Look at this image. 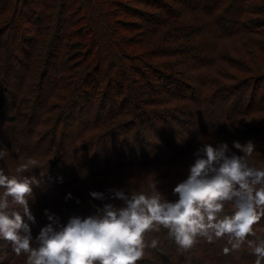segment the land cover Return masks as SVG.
Instances as JSON below:
<instances>
[{
	"label": "trees",
	"instance_id": "1",
	"mask_svg": "<svg viewBox=\"0 0 264 264\" xmlns=\"http://www.w3.org/2000/svg\"><path fill=\"white\" fill-rule=\"evenodd\" d=\"M221 137L251 140V163L264 168V0H0V167L18 175L39 162L19 174L41 181L29 200L34 237L45 210L61 225L97 215L79 196L117 183L151 194L155 180L175 200L193 154ZM254 231L264 240V217ZM153 238L138 264H255L246 244L225 256L226 240L185 252L164 230ZM5 250L0 264H25Z\"/></svg>",
	"mask_w": 264,
	"mask_h": 264
},
{
	"label": "clouds",
	"instance_id": "2",
	"mask_svg": "<svg viewBox=\"0 0 264 264\" xmlns=\"http://www.w3.org/2000/svg\"><path fill=\"white\" fill-rule=\"evenodd\" d=\"M232 148L226 142L202 143L193 154L187 178L172 190L175 200L162 197L155 180L151 194L116 188L92 191L89 195L95 200L122 203L104 202L97 215L72 217L66 225L45 210L49 223L35 237L36 218L29 200L41 181L19 174L37 168L39 162L29 158L16 168L18 175L6 174L0 167V241L4 242L0 261L7 258L8 245L16 256H26L25 264H138L145 249L159 245L158 238L146 240L147 234L164 230L185 252L200 239L208 244L226 240L225 256L246 244L255 264H264V240L249 239L256 237L254 225L264 217V168L251 163L256 150L251 140L234 141ZM7 155L0 147V160ZM71 198V193L65 197Z\"/></svg>",
	"mask_w": 264,
	"mask_h": 264
},
{
	"label": "rangeland",
	"instance_id": "3",
	"mask_svg": "<svg viewBox=\"0 0 264 264\" xmlns=\"http://www.w3.org/2000/svg\"><path fill=\"white\" fill-rule=\"evenodd\" d=\"M148 12V11H147ZM140 22V21H139ZM239 77H246L244 74H242V75H239ZM213 108V111H214V114L212 115V116H215V115H218L219 114V111H218V108L217 107H212ZM210 123H206L205 125L207 126V125H209ZM204 140H206L207 141V139H208V137H205V138H203ZM186 139H185V137L183 136V137H181V139H179V140H176V144H174V143H171L170 145H168V143H167V145H165V148H171L172 150L171 151H169V153L170 154H175V153H177V152H179L180 150H182L183 148H185V146H186V144L187 143H185L186 141H185ZM189 139L187 138V141H188ZM218 140H220L221 142H224V138L223 137H221V138H219ZM234 141H239L240 142V140H230L229 142L230 143H227L228 145H229V147L230 148H232V144H233V142ZM220 143V142H219ZM234 150H236V149H234V148H232V151H234ZM237 151V150H236ZM242 154V153H241ZM240 154V155H241ZM257 160V159H256ZM251 161H254V160H251ZM64 163H65V165L67 166V162L66 161H64ZM64 164H62V166H65ZM64 168V167H63ZM151 174L153 173V172H150ZM99 181H101V180H99ZM177 180H174V179H172L171 181H170V183H169V188H172L173 187V185H174V183L176 182ZM97 184V183H96ZM99 185H100V183H98ZM97 184V185H98ZM114 185H115V183H114ZM116 187H117V189L119 188V184L117 183L116 185H115ZM83 188H85V190H87V191H89V189H90V187H88V185L87 186H85V187H83ZM79 203H77L78 204V206H79V208H87V207H89V208H91V209H97L98 207H101L100 205H99V203H98V200H95V199H93L87 192H83V194H82V196H79ZM259 235L256 233V237H258ZM219 242V241H218ZM218 242H216V243H218ZM200 243H199V240H198V243L194 246V249L195 248H197V246L199 245ZM198 248H200V247H198ZM197 248V249H198ZM193 255V254H192ZM204 256V255H203ZM205 256H207V255H205ZM204 256V257H205ZM207 259H210V256H208L207 257ZM215 259V258H214ZM232 259V257H228V259H224L223 261L224 262H222L221 264H231L230 262H228L229 260H231ZM233 259H235V262H237V259H236V257H233ZM176 261V260H175ZM177 262V264H183L181 261H176ZM202 262H203V260H202ZM200 263V262H199ZM214 264H215V262H214ZM218 264H220V263H218Z\"/></svg>",
	"mask_w": 264,
	"mask_h": 264
}]
</instances>
